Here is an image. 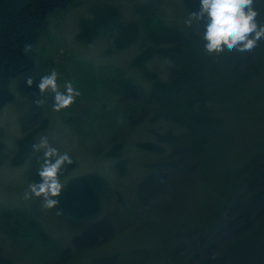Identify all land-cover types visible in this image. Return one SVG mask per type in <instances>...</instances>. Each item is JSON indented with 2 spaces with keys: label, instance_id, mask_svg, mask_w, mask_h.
<instances>
[{
  "label": "rangeland",
  "instance_id": "374dc122",
  "mask_svg": "<svg viewBox=\"0 0 264 264\" xmlns=\"http://www.w3.org/2000/svg\"><path fill=\"white\" fill-rule=\"evenodd\" d=\"M102 2L70 0L64 7H53L29 50L34 59L33 67L22 73V76L33 77L38 84L45 73L55 68L61 89L66 81H71L81 93L71 107L55 112L48 99L44 106L37 107L33 101L40 98L38 88L27 93L20 89L16 79L9 82L15 98L0 107V141L3 155H7L0 160V209L27 208L41 221L50 237L13 245L0 234L3 254L14 264H55L49 257H54L55 248L70 245L69 238L75 231L65 220L57 221L58 216L51 210L42 209L39 198H22L30 183L24 175L27 163L14 166L9 162L17 140L24 134L23 125L36 130L45 122L46 126L36 135V143L47 136L53 146L61 152L72 153L77 161L63 180L96 171L108 181L98 217L110 216L116 222L117 231L110 238L75 254L76 264H90L109 256H116L109 264H170L168 254L181 240L191 241L192 235L197 237L200 233L197 230L203 227L202 233L215 251L197 253L186 259L190 260L189 264H264V214L258 219L253 217L255 212L250 214V227L234 237L225 239V232L220 230L222 217L231 212L228 205L242 193V187L236 189L237 182L241 184L247 179L244 175L250 173L245 162L264 148V41L257 47V59L254 55H243L249 71H256L248 76L227 71L222 53L216 58L222 59L219 62L213 56V68L207 78L201 77L200 84L202 78L213 81L204 86V92L214 91V98L207 100V111L217 122L216 132L209 136L208 154L201 166L191 174L182 173V168L173 166L168 157L171 149L165 142L156 140V133L177 134L186 130L161 118L150 121L147 117L133 126L127 125L124 103L120 104L118 97L112 96L111 91L98 85L95 79L98 68L110 64L132 75L149 91L150 83L144 80L141 70L130 65L131 57L143 40V31L138 29V39L130 45L110 53L105 50L111 32L100 34L88 43L75 37L79 17L86 16L90 6ZM138 3L149 6L148 13H156L168 26L186 27L184 20L188 14L180 0L115 1L125 25L137 20L131 9ZM166 63L163 57L155 56L146 65L166 78ZM130 105L127 102V106ZM141 141L156 142L161 150L137 146ZM118 142L123 143L120 157L106 156L108 148ZM119 159H123L124 171L116 167ZM152 163L165 164L162 165L164 172L147 182L149 176L145 180L146 175L154 170L150 167ZM243 170L247 172L242 175ZM247 198L249 196H245L244 201H248ZM196 248L200 252V248ZM54 258L59 259V252Z\"/></svg>",
  "mask_w": 264,
  "mask_h": 264
},
{
  "label": "trees",
  "instance_id": "16d2710c",
  "mask_svg": "<svg viewBox=\"0 0 264 264\" xmlns=\"http://www.w3.org/2000/svg\"><path fill=\"white\" fill-rule=\"evenodd\" d=\"M69 1L0 0V107L15 98L9 87L12 78L17 80L20 89L24 92L30 93L37 88L33 77L22 76V73L30 70L34 64L29 50L39 37L47 13L53 7L66 6ZM115 1L118 0H103L102 3L90 6L88 14L79 17V28L75 37L80 42L88 43L100 34L111 32L112 36L105 50V53H110L127 47L138 39V29L143 31V40L131 57L130 65L141 70L144 80L150 83L149 91L132 75L110 64L98 68L95 79L98 85L108 88L112 96H117L120 104L124 103L123 110L127 116L125 119L127 125L133 126L147 117L150 121L161 118L186 130L185 133L177 134L171 131H167L164 135L156 133V140L165 142L171 149L168 157L172 159L173 166L182 168V173L191 174L204 162L208 154L206 146L210 143L209 136H213L216 132L215 124L217 123L214 121V116L207 111L209 107L207 100L214 98L212 93L214 91L204 92V86L212 84L213 81L210 78L206 80L204 78L203 81L202 78V84H200L201 77L205 75L207 78V74H210L213 68V56L216 62L224 58L223 66L230 73L241 72L244 76L253 74L256 71H249L243 55H254L257 59L259 50L255 48L252 52L243 54L225 52L222 53V59H216L217 55L209 56L203 51L202 43L199 36L194 34V29L168 26L156 13H148L149 6L135 4L131 10L137 16V20L125 25L119 7L114 4ZM180 1L187 14L198 8V0ZM256 7L261 11L258 19L264 20V0H259ZM155 56L163 57L167 61L166 78H163L157 70L147 67L146 63ZM28 77L33 79L31 87L25 83ZM48 100L52 103L51 95L48 96ZM127 102L132 106H127ZM45 126L44 122L40 129L34 130L33 127H27L24 124V134L17 140L16 150H13L9 158L10 164L14 166L27 163L24 175L30 182L39 181L36 170L42 153L33 152L32 145L36 143L37 133ZM136 145L151 151L161 150L156 142L141 141ZM2 147L3 144L0 141V160L7 156L3 155ZM122 147L121 142L113 144L105 155L118 158ZM262 149L245 162V168H250L248 169L250 173L244 175L247 179L242 180L241 184L238 185L237 182L236 189L242 187V193L228 205L232 214L228 212L227 215L221 216L224 219H222L220 230L225 232V239L247 230L251 225L250 214L253 212L256 213L253 215L255 219L264 214V148ZM68 153L73 163L67 166L62 177L77 163L75 156ZM162 165L165 166L163 163H152L150 167L154 170L146 175L145 180L149 176L147 182H150L152 180L150 178L164 172ZM116 167L119 171H124L123 159L116 161ZM243 172L247 170H243L240 174ZM65 181L66 187L58 198L62 214L57 215L56 209H52L51 212L58 216L57 221L65 220L72 228H75V231L69 238L70 245L55 248L54 257L59 252V259L56 261L50 256L48 260L53 259L55 264H76L77 258L73 259L75 254L113 236L117 231V225L108 215L98 217L103 197L109 187L107 179L102 174L90 171L70 176ZM245 196H249L247 200L251 201L250 203L244 201ZM226 209L227 204L224 211ZM235 212L237 215L233 216ZM202 229L197 230L200 231L197 237L194 235L189 237L191 241L181 240L178 243L167 256L170 264H189L190 260L186 259H191L197 253L203 254L206 250L215 251L210 241L207 242ZM0 234L7 237L13 245L21 242L29 243L37 237L42 239L50 237L43 230L41 221L27 208L20 206L0 209ZM196 247L200 248L198 250L200 252H197ZM182 252H184L183 255ZM115 258L116 256L103 257L90 264H109ZM0 264H14L10 257L3 254L1 244Z\"/></svg>",
  "mask_w": 264,
  "mask_h": 264
},
{
  "label": "clouds",
  "instance_id": "9594fccd",
  "mask_svg": "<svg viewBox=\"0 0 264 264\" xmlns=\"http://www.w3.org/2000/svg\"><path fill=\"white\" fill-rule=\"evenodd\" d=\"M259 0H198V8L189 12L184 24L194 29L199 36L203 51L209 55L221 53H250L264 41V20L258 19L261 11L256 5ZM58 72L53 68L45 73L37 84L38 99L33 103L42 107L52 97V110L61 112L68 109L81 95L71 81H66L63 89L58 84ZM28 87L33 79L25 81ZM33 152L42 153L38 159L37 175L39 181L30 182L23 192L24 200L33 197L41 200L44 210L56 209L61 215L59 197L66 187L62 179L68 165L73 160L68 152H61L50 143L47 136H42L38 143L32 145Z\"/></svg>",
  "mask_w": 264,
  "mask_h": 264
}]
</instances>
